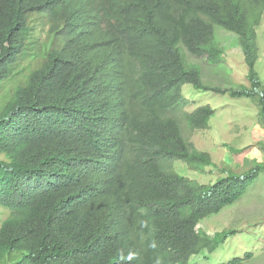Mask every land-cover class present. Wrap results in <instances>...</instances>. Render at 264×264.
Here are the masks:
<instances>
[{"label":"trees","instance_id":"16d2710c","mask_svg":"<svg viewBox=\"0 0 264 264\" xmlns=\"http://www.w3.org/2000/svg\"><path fill=\"white\" fill-rule=\"evenodd\" d=\"M84 2L0 0V85L27 71L20 65L13 67L25 47V33L31 31L27 27V11L46 12L55 22L76 11L78 16L80 8L95 10ZM138 2V23L118 13L119 21H133L132 29L126 23L116 24L111 72L97 92L86 93L78 87L80 81L68 80L63 72H58L73 41L66 24L63 42L54 53L52 64L46 70L26 73L25 85L5 106L0 116V153L6 152L10 162L0 163V208H17L18 212L12 213L0 228V264H56L57 259L45 244L49 238L59 246L66 241L85 245L86 249L78 252L84 264L116 262L103 238L111 231V221L127 210L122 206L116 210L103 208L95 202L90 194L100 186L107 191L113 183L101 166L86 173L79 171V160L92 154L76 157L77 151L65 143L67 126H72L75 114H93L99 98L101 106L109 101L125 105L126 119L132 130L140 134L137 138L141 146L156 148V157L161 160L159 165L156 159L149 169L126 163L119 174L126 199L155 210L152 225L156 234L139 246L147 264H193L194 258L214 254L237 234L236 230L226 229L211 236L197 226L247 195L264 171V162L256 163L243 175L232 168L222 169L226 176L209 185L181 176L174 164L183 163L198 174L208 168L218 169L211 154L197 149L191 139L196 131L209 129L215 112L210 106L184 112L189 104L183 94L185 85L252 100L259 106L264 129V85L256 70L257 27L264 13V0ZM216 28L238 37L250 87L224 89L207 85L201 66L189 62L191 57L205 58L212 66L221 64L225 53L217 43ZM49 70L58 72V79L57 73ZM182 120L190 134L185 133ZM39 176V185L32 188L31 179ZM85 187L90 190L80 192ZM73 202L81 204L80 215L76 219L61 217L62 206ZM16 251L22 252L20 259L14 257ZM252 257L248 253L228 264H243Z\"/></svg>","mask_w":264,"mask_h":264},{"label":"clouds","instance_id":"9594fccd","mask_svg":"<svg viewBox=\"0 0 264 264\" xmlns=\"http://www.w3.org/2000/svg\"><path fill=\"white\" fill-rule=\"evenodd\" d=\"M84 3L91 4L95 10L80 8L78 16L76 11L73 14L58 17L55 22H51L46 12L27 11L26 13L30 12L27 17V27L31 31L28 34L25 33L28 37L25 40V47L13 67L19 65L22 66L21 68L26 67V73H31L33 69L46 70L47 66L52 64L53 55L63 42L62 34L68 24L73 34V41L68 52L63 56L58 72H63L68 80L80 81L78 87L85 89L86 93L97 92L102 88L101 81L105 80L111 72L112 55L110 53L114 42L117 41L116 24L126 23L130 28V24H133L130 20L119 21L118 13L122 12L138 23L136 11L140 10L138 8L140 4L138 0H93L92 2L85 0ZM36 16L37 18H34ZM38 16L47 19L51 40L40 51H35L30 49L33 44L26 42L35 40L37 27H46L39 21ZM71 17L73 18L70 20ZM70 30H66V33ZM54 68L56 69L57 65ZM58 72H56V79H58ZM25 74L20 78L24 80ZM184 112L192 113L186 110ZM125 114V105L109 101L101 106L99 98L93 114L83 111L75 114L72 126H67L69 130L65 143L72 150L77 151L76 157L86 152L92 154L90 158L79 160V171L86 173L101 166L103 174L113 183L107 191L100 186L93 194H90L95 202L103 208L116 210L122 206L123 210H127L125 215L111 221V231L107 238H103L105 247L115 257L114 264H147L139 246L156 234L152 225L155 210H148L138 203L128 201L119 183V174L126 163L133 166L141 165L149 169L154 166L156 159L159 165L161 160L156 157L158 155L156 148L154 150L141 146L137 138L140 134L132 130ZM5 153H0V163L10 162ZM40 181L41 176L31 179L32 188L37 187ZM87 190L90 189L85 187L80 192L87 193ZM80 208L81 204L78 202L64 205L60 215L63 218L71 216L72 219H76L80 215ZM8 210L11 215L15 211L18 212L17 208L12 207ZM45 244L57 259L56 264H84L78 252L86 249L85 245L66 241V244L59 246L50 238ZM21 256L22 252H15L14 257L20 259Z\"/></svg>","mask_w":264,"mask_h":264},{"label":"rangeland","instance_id":"374dc122","mask_svg":"<svg viewBox=\"0 0 264 264\" xmlns=\"http://www.w3.org/2000/svg\"><path fill=\"white\" fill-rule=\"evenodd\" d=\"M262 14L261 23L257 27L259 59L256 70L264 85V13ZM38 19L46 27H37L35 40L26 42L32 43L30 49L35 51H40L51 40L47 19L39 16ZM216 39L225 53L219 66L209 65L205 58L188 57L189 62L201 66L203 81L207 85L225 89L250 87L248 67L238 37L216 28ZM25 83L20 77H12L0 85V113L13 99L16 90ZM183 94L190 101L185 109L187 112H193L201 106H210L215 112L209 129L196 131L191 139L200 151H214V162L218 169L208 168L205 173L198 174L190 171L183 163H175L174 169L177 173L200 184L209 185L226 176L222 169L232 168L235 173L243 175L250 171L256 162H264V132L259 125L260 109L255 102L247 98L234 99L229 94L198 90L193 85H185ZM182 126L185 133L190 134L184 120ZM241 149L242 153L239 151ZM10 216L9 210L0 208V228ZM197 229L211 236L226 229L236 230L237 234L214 254L194 258L193 264H228L235 258H245L248 253L253 257L249 261L245 260L243 264H264V171L260 172L248 194L238 203L225 208L219 215L203 220Z\"/></svg>","mask_w":264,"mask_h":264},{"label":"crops","instance_id":"0c3cea01","mask_svg":"<svg viewBox=\"0 0 264 264\" xmlns=\"http://www.w3.org/2000/svg\"><path fill=\"white\" fill-rule=\"evenodd\" d=\"M257 126H259V125H257ZM260 128H261V127H260ZM260 128H259V130H261ZM261 131L264 132L263 129H262ZM260 134H262V133H260ZM260 134H259V135H260ZM262 135H263V134H262ZM263 140H264V137H263ZM224 146H225V144H223V147H224ZM242 150H243V149H241V150H239V151L242 153V152H243ZM254 150L260 152V150H257V149H255V148H254ZM204 151H205V152H208L209 154H211V156H212V158H213V161H214V151L209 150V149H206V150H204ZM239 151H238V152H239ZM231 153H232V152H231ZM214 163H215V162H214ZM256 163H257V162H256Z\"/></svg>","mask_w":264,"mask_h":264}]
</instances>
